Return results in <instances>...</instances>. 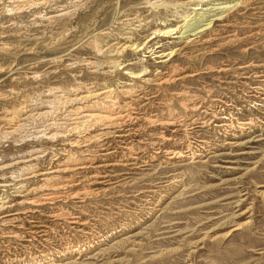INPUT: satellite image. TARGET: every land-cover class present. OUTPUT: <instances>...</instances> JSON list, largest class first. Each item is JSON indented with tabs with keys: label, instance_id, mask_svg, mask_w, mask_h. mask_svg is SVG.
I'll use <instances>...</instances> for the list:
<instances>
[{
	"label": "rangeland",
	"instance_id": "obj_1",
	"mask_svg": "<svg viewBox=\"0 0 264 264\" xmlns=\"http://www.w3.org/2000/svg\"><path fill=\"white\" fill-rule=\"evenodd\" d=\"M9 1L0 3V112L53 88L100 91L132 85L144 117L123 144L103 138L79 149L70 144L75 134L32 140L28 135L39 122L0 140V167L38 150L43 155L31 163L37 171L70 155L83 163L101 144L111 153L104 162L93 161L110 165L102 170L107 179L90 178L96 171L88 169L73 179L75 187L63 191L64 198L41 206L16 205L13 198L16 206L0 210V264H264V0L216 22L215 42H203L205 33L188 45L187 34L181 35L185 23L196 21L198 13H204L202 20L219 17L218 4L227 0H205L198 7L186 5L191 0H163L175 1L166 9L155 8L160 0H80L78 10L49 24L45 14L77 0H55L50 7L17 14L8 12ZM135 17L145 25L136 42H145L148 50L124 53L110 77L101 70L92 73L90 62L111 59L95 48L116 42L126 32L125 21ZM164 27L175 30L151 35ZM172 50L177 53L162 58ZM171 65L181 79L172 84L155 87L129 78H150L156 69L170 73ZM188 103L196 110H185ZM149 117H171L176 124L154 126ZM242 122L251 123L249 130H238ZM156 149L161 152L155 154ZM166 150L186 158L169 159ZM133 154L139 161L130 159ZM21 166L1 169L0 183L13 184ZM13 192L0 187V198H12ZM45 193L29 197L37 200Z\"/></svg>",
	"mask_w": 264,
	"mask_h": 264
},
{
	"label": "bare ground",
	"instance_id": "obj_2",
	"mask_svg": "<svg viewBox=\"0 0 264 264\" xmlns=\"http://www.w3.org/2000/svg\"><path fill=\"white\" fill-rule=\"evenodd\" d=\"M1 1L2 0H0V3ZM54 1L55 0H10L9 3L12 8L8 10V12H13L12 14H14L16 12L36 9L38 7L46 8L45 6H48L50 3ZM79 1L80 0H77L71 4L69 3L70 6L63 7L62 5V7L59 8L57 12H55L54 14L47 13L43 16L44 19L43 18L42 19L49 24L53 22V20H55L56 18L70 15V13L76 10V8L78 10V4H76V2ZM204 1L205 0H191L187 2L186 5L194 4L198 7L201 6V4ZM255 1L257 0H227L223 4H218L219 6H221L220 8H218L220 10L219 17L212 20L210 18H209L210 20H202L204 13L196 14L195 17L197 16V20L191 24H187L186 22L185 26L183 27L184 31L181 32V35L187 34L184 37L186 39L185 44L188 45L193 43L199 37L203 36L205 33L208 35H207V39L204 40L203 42L216 40L217 34L213 30L214 24L216 22H221V23L225 22L229 14L232 13L234 10L245 8ZM174 2L175 1H172L171 3H166L165 1L160 0V2L155 5V8L163 7L166 9L167 6L176 5ZM181 4L183 3L181 2ZM197 10L200 9L194 8L193 11H197ZM37 16H39V14ZM212 16H217V15H212ZM125 22L127 28L126 32L123 33L121 36H117L115 39L116 42L114 41L106 45L104 44L105 47L103 48V50L99 48L100 46L95 48L99 54L102 55L104 54V56L107 57L110 56L111 59H109L108 62L101 64L90 62L89 66L94 70L92 73H97L98 71L101 70L102 72L101 73L99 72L101 75L105 77H110L111 75L117 72L116 70L121 64L117 61V59H119V57H121L124 53L126 52L137 53L144 50H148L147 48L149 46L147 47V44L145 42H139V41L136 42L138 40L136 38L137 33H139V31L142 29V26H145L142 25V20L140 19L138 20V18L135 17L131 19L128 18V20H126ZM202 22L205 23L201 24ZM174 30L175 29H171L169 27L157 28V29L155 28V30L151 32V35H155V34L170 35ZM173 53L174 51L172 50L162 58L171 56ZM158 63L163 65L165 61ZM176 69L174 68V66H172V68L170 69L171 70L170 73L158 71L156 69V74L150 78H147L149 77L147 75H142L138 77L139 74H132V76L129 78L130 79L140 78L142 79L141 81H143V84H147V85L153 84L155 87H161L163 85L172 84L175 81L181 80L180 78L177 77L175 78ZM192 76L194 75H191L189 77ZM130 86L132 85H128V88L124 87L121 88L120 90H118L117 88L118 86L116 88L105 86L100 91L92 90L91 88L92 86L84 90H81L78 87L70 88V89H62V88L49 89L48 92L41 94L35 100L27 99V101H23L24 102V104L22 103L23 106L19 107L18 109H11L0 112V140H5L7 138H10L15 134H17L18 132L27 130L32 124L39 122L40 123L39 126L35 127L33 131L28 135L32 140H38V139H45L49 141H56L59 139L66 140L68 136L75 134L77 135L76 137L77 140H75L73 143L70 144H72L73 147L79 149H87V147L90 144H92L93 142H100L101 139L103 138H104L103 140L110 138H117L120 139L118 143L123 144V139L128 138L130 135H132L133 132L132 127L135 126V124L140 120H142V118L144 117V115L141 114L143 110L142 106L135 105L140 95L136 94V92L133 91V88H131ZM184 108L187 111L196 110L195 105H193L192 103H188L184 105ZM170 118L158 119V118L149 117L148 119H146V121L150 124H153L154 126L171 127L174 126L176 122ZM220 120H225V119L220 118ZM47 121L48 123H46ZM227 121L229 120L226 119V122ZM238 125H239L238 130L245 131V130H249V126H251V123L242 122V123H238ZM218 127L232 128L231 124H226V123H220ZM95 129H99L98 131L100 132L98 134L92 135V132ZM105 146H106L105 144H101L100 146H98L99 147L98 153L97 151L94 152L95 154L94 155L92 154L90 158L87 157L86 161H81L83 163H80L77 159L73 158V156L70 155L67 156L61 163L58 164L55 163L56 165L54 166H50V167L48 166V168L46 169L37 171L35 164L32 165L31 163L39 160L43 155V154L40 155L41 153L39 154L38 153L39 150H38V151H31L30 153H28L27 160H19L12 164H8L0 167L1 170L11 166H17L19 164L23 165L19 168V173H17L16 176L11 177V182H13V184H10L7 181L0 183L1 188H7L14 191L13 192L14 196L12 198L7 195L5 197L0 198V210L10 209L13 206L22 205V204L41 206L43 204L53 202L57 199L64 198L65 196H63L64 193L63 191L75 187L76 184L72 183L73 179L76 176H78L80 173L88 169H91V171L92 170L96 171L90 178H96L102 180L107 179L108 175H106L105 172H102V170L105 167H109L110 165L109 164L98 165L93 163L94 159L98 157H100L101 162L107 160V157L111 153L110 150L108 149V147L110 146H106V147ZM122 147H123L122 149L125 151L129 150V148H127L124 145ZM158 150L156 151L155 154H159L161 152V150L159 151ZM83 152L80 153L81 156ZM85 153H88L87 150H85ZM163 153L164 155L170 156L168 157L169 159H174L179 157L186 158L182 155L180 151H176V150H166ZM133 155L134 156L130 157V159L132 161H139V157L136 156L137 154H133ZM193 155L194 154L191 152L192 158ZM57 160L58 159L55 158L53 162H57ZM100 173H102L103 175H100ZM65 174H71V175L68 177H64L63 175ZM82 178L85 179V177ZM31 180H36L37 183L35 186H32L30 188L29 186L26 185ZM105 182L106 181L104 180L102 182H98L97 184H103ZM39 190H43L46 192L43 195V197L37 200L30 199L29 196ZM13 198H17L19 203H17L16 205H11L13 203L12 202ZM236 230L237 228L233 229L231 232ZM52 264H59V263L54 262Z\"/></svg>",
	"mask_w": 264,
	"mask_h": 264
}]
</instances>
